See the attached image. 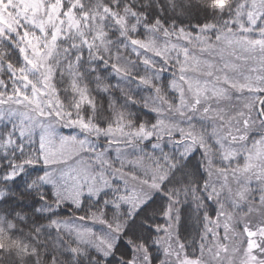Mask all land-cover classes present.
I'll return each instance as SVG.
<instances>
[{"label": "trees", "instance_id": "1", "mask_svg": "<svg viewBox=\"0 0 264 264\" xmlns=\"http://www.w3.org/2000/svg\"><path fill=\"white\" fill-rule=\"evenodd\" d=\"M74 1L88 29L80 28L79 35L69 31L71 26L62 27L56 41L49 39L50 30L41 32L21 16L6 18L0 12V264H177L161 244L170 225L178 250L200 258L208 233L207 227L202 229L207 223L203 217L216 214L205 189V158L191 154L182 160L170 152L159 160L171 163L169 177L149 191L136 179L138 167L123 166L118 155L153 166L154 141L119 143L104 135L117 125L148 127L161 116L155 113L158 107L169 116L164 104H176L171 87L193 31L207 26L219 30L232 11L217 7L215 0ZM42 7H49L46 0ZM71 82L83 95L77 103L83 116L74 120L59 111V118L50 114L26 122L2 103L26 97L22 100L31 105L37 94L59 110L54 92L68 110L71 103L61 94L69 92ZM11 115L14 126L8 122ZM83 120L101 134L84 131ZM44 130L52 131L60 144L90 143L93 155L110 164L96 172L93 155H72L94 173L97 190L80 187L75 198L58 191L41 140ZM160 143L163 149L170 144L167 139ZM250 198L255 204L252 195L247 202L251 204ZM102 224H113L106 250L77 233L82 225L94 235Z\"/></svg>", "mask_w": 264, "mask_h": 264}, {"label": "rangeland", "instance_id": "2", "mask_svg": "<svg viewBox=\"0 0 264 264\" xmlns=\"http://www.w3.org/2000/svg\"><path fill=\"white\" fill-rule=\"evenodd\" d=\"M46 1L49 7H42L45 0H0V12L5 13L6 18L21 16L41 32L50 30L49 39L54 41L62 27L71 26L69 31L77 34L80 28L88 29L78 2ZM213 3L217 7H226L232 14L220 27L221 30L207 26L193 31L195 34L188 44L186 59L174 78L175 86L171 87L176 104H164L169 116L158 107L155 113L161 116H155L148 127L128 129L117 125L106 128L107 137L104 135V139L119 143L131 141V138L140 142L154 141L153 166L131 155L128 156L130 159H125L121 153L118 155L123 166L138 167L136 179L141 178V184L149 191L170 175L171 163L165 166L159 161L165 155L167 159L176 151L182 160L191 154L205 158V189L209 203L216 207V214L213 218L208 215L203 217L207 223L202 229L207 227L208 233L200 258L186 256L178 250L174 243V229L170 225L161 244L167 247L168 254L176 258L177 264H264V125L256 109L264 95V20L261 18L264 17L261 7L264 0H215ZM0 19L4 20L1 15ZM64 38H68V35ZM51 40L47 53L51 52L53 46ZM41 77L45 82L46 71ZM79 89L71 82L69 92L61 94L71 103L68 110L64 109L52 89L49 92L56 98L59 110L51 107L48 98L40 99L37 94L32 96L31 105L22 100L26 97H19L10 104L2 103L12 114L26 122L50 114L59 118V111L74 120L79 115L83 116L77 104L83 98ZM39 93L44 96L46 91L40 88ZM16 117L11 115L8 121L12 126ZM83 122L84 131L93 136L101 134L89 120ZM42 136L44 150L49 155L47 162L54 173V184L62 195L75 198L76 190L80 187L89 191L98 189L99 183L94 184L92 178L94 173L85 171L81 159H72V155L79 154L81 157H91L90 143L87 146L74 144L72 147L60 144L58 139H52L50 130H44ZM163 139L170 142L165 149L160 143ZM77 140L81 139H74ZM93 157L96 172L110 167L109 163ZM128 186L131 188L134 185ZM251 195L255 204H252V198L251 204L247 202ZM112 226L97 225L98 230L91 235L85 227L78 225L80 229L77 233L83 240L85 237L93 240L106 250L111 243L108 227L111 229Z\"/></svg>", "mask_w": 264, "mask_h": 264}, {"label": "water", "instance_id": "3", "mask_svg": "<svg viewBox=\"0 0 264 264\" xmlns=\"http://www.w3.org/2000/svg\"><path fill=\"white\" fill-rule=\"evenodd\" d=\"M263 101H264V97H262L259 100V102L257 104V111H258L259 116L264 120V115H263V112H262V103H263Z\"/></svg>", "mask_w": 264, "mask_h": 264}]
</instances>
